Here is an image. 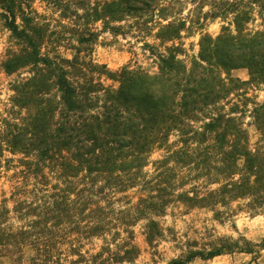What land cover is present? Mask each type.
<instances>
[{
  "label": "trees",
  "instance_id": "16d2710c",
  "mask_svg": "<svg viewBox=\"0 0 264 264\" xmlns=\"http://www.w3.org/2000/svg\"><path fill=\"white\" fill-rule=\"evenodd\" d=\"M162 1L88 5L87 22L114 36L140 40L157 30L159 45L141 49L148 65L118 71L92 58L94 31L74 37L67 59L48 49L60 39L47 25L27 16L20 27L9 8L20 50L2 66L16 79L0 114V181L10 184L0 196V256L139 264L140 225L150 248L167 232L181 252L169 264L253 254L247 238L217 237L205 225L236 230L238 215L264 213V0H218L209 16L229 22L216 37L202 35L192 56L179 42L186 22L170 21ZM240 69L247 81L231 76ZM247 120L260 133L255 148ZM202 213L211 218L196 229ZM166 216L185 232L163 229ZM96 240V252L86 249Z\"/></svg>",
  "mask_w": 264,
  "mask_h": 264
},
{
  "label": "rangeland",
  "instance_id": "374dc122",
  "mask_svg": "<svg viewBox=\"0 0 264 264\" xmlns=\"http://www.w3.org/2000/svg\"><path fill=\"white\" fill-rule=\"evenodd\" d=\"M104 0H16L11 2L0 0V114H2L9 104L11 96L10 85L16 75L8 76L3 70V63L6 61L11 52L20 50L19 42L13 37L12 32L8 28L7 15L10 17L9 8L13 9L16 15V23L24 26L23 17L35 19L37 23L47 25L50 31L54 34L55 39H60L59 46H48V49H54L57 53L67 59H72L74 51L71 49L74 42V37L78 35H86L89 31H94L99 35L96 46L93 48L92 58L100 65H105L111 71H118L124 66L138 62L145 66L148 63L144 60L142 47L145 43L158 46L159 41L154 35L157 33L155 27L153 34H144L140 40L134 39L131 36L124 38L123 36H114L109 31L105 30L102 22L88 23L87 22V7L89 4H95ZM162 5L167 7V15L170 21L186 22L187 30L182 33V39L179 41L184 45L188 55L192 56L199 51V41L202 35L209 34L216 37L221 32L223 22L221 19L212 18L211 12L214 11V6L218 0H163ZM161 15V14H160ZM152 23L147 25H156L159 21L158 15L148 18ZM133 19H128L126 23H122L124 29L127 30L128 25L133 23ZM167 22H165L166 24ZM119 25V24H117ZM149 35V36H148ZM231 76L242 81L249 79V73L245 69L235 70L231 72ZM246 130L249 134L250 142L253 148L256 147L260 140V133L257 130L252 120L246 121ZM159 154L156 153L153 159H157ZM10 184L6 179L0 181V196L8 195ZM211 218L209 214L202 213L198 216L199 224L196 229H200L202 221ZM189 223L191 219L186 218ZM160 223L162 228H172L179 235L186 230V223L178 220L175 221L170 217L161 218ZM237 229L232 228V224L225 223L219 225L214 222L206 223L208 229H214V235L217 237H230L238 239L245 237L253 243V254L240 255L234 253L231 255H223L222 258L212 260L196 259L188 264H264V213L261 215L250 216L245 213L238 215L235 218ZM166 238L159 242L156 247L150 248L145 240L143 229L140 226L135 228V243L141 250V255L138 259L139 264H169L172 259L180 256L181 252L176 249L174 243ZM93 246H87L86 249L94 248L96 252L101 241L96 240ZM30 252L26 256L17 260L14 258L0 256V264H31Z\"/></svg>",
  "mask_w": 264,
  "mask_h": 264
},
{
  "label": "crops",
  "instance_id": "0c3cea01",
  "mask_svg": "<svg viewBox=\"0 0 264 264\" xmlns=\"http://www.w3.org/2000/svg\"><path fill=\"white\" fill-rule=\"evenodd\" d=\"M240 255H245V254H240ZM222 257H224V256H220V257H217V258H222ZM216 259V258H215Z\"/></svg>",
  "mask_w": 264,
  "mask_h": 264
},
{
  "label": "water",
  "instance_id": "95a60500",
  "mask_svg": "<svg viewBox=\"0 0 264 264\" xmlns=\"http://www.w3.org/2000/svg\"><path fill=\"white\" fill-rule=\"evenodd\" d=\"M2 2H6L7 0H1Z\"/></svg>",
  "mask_w": 264,
  "mask_h": 264
}]
</instances>
